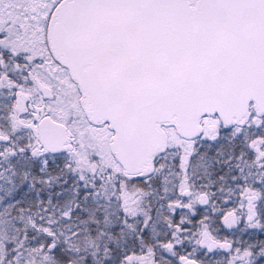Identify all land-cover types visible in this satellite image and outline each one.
I'll return each instance as SVG.
<instances>
[{"label":"snow or ice","instance_id":"snow-or-ice-1","mask_svg":"<svg viewBox=\"0 0 264 264\" xmlns=\"http://www.w3.org/2000/svg\"><path fill=\"white\" fill-rule=\"evenodd\" d=\"M0 264H264V0H0Z\"/></svg>","mask_w":264,"mask_h":264}]
</instances>
